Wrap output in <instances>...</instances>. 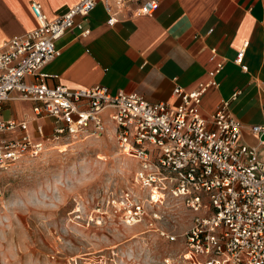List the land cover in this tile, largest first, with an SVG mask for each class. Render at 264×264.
Listing matches in <instances>:
<instances>
[{
  "label": "built area",
  "instance_id": "obj_1",
  "mask_svg": "<svg viewBox=\"0 0 264 264\" xmlns=\"http://www.w3.org/2000/svg\"><path fill=\"white\" fill-rule=\"evenodd\" d=\"M96 1L77 0L51 21L39 3L30 2L37 27L10 37L0 47V110L15 91L17 99L34 103L32 113L37 119L50 117L53 121L48 136L37 125L36 138H32L25 120L0 118V169L24 156L38 157L48 141L89 137L104 132L105 123H110L117 148L136 164L132 181L139 193L121 191L106 201L105 210L97 206L100 221L116 218L129 227L147 215L161 220L158 210L164 202L168 198L178 200L191 215L181 235V263L264 264V150L239 141L241 125L227 111L229 100L240 94L238 90L205 117L199 111L200 98L208 88L217 86L214 77L191 91L175 88L173 104L150 103L137 93L110 91L98 84L70 90L44 81L47 75L41 72L42 67L60 54L55 41L72 26L81 29L82 36L87 35L81 22ZM126 1L113 2L123 8ZM102 4L108 11V0ZM156 8L157 1L141 0L132 16H150ZM74 17L79 21L74 22ZM115 20L111 16L107 23ZM242 53H237L236 64L241 65ZM222 67L218 62L212 76ZM261 93L264 95V86ZM105 110L107 122L102 114ZM259 110L261 121L250 125L249 131L264 147L260 140L264 103ZM154 231L168 242L177 239L164 229ZM174 263L172 256L163 260V264Z\"/></svg>",
  "mask_w": 264,
  "mask_h": 264
},
{
  "label": "crops",
  "instance_id": "obj_2",
  "mask_svg": "<svg viewBox=\"0 0 264 264\" xmlns=\"http://www.w3.org/2000/svg\"><path fill=\"white\" fill-rule=\"evenodd\" d=\"M113 1L108 0V11L102 0L96 1L81 22L87 35L72 26L55 41L60 54L41 69L47 85L59 83L74 90L98 84L110 91L137 93L150 103L173 104L175 88L191 91L214 77L217 86L200 98L201 114L210 116L220 101L238 90L227 111L241 125L239 141L264 150L249 131L250 125L260 123L264 103V0H155L157 10L150 16H132L141 0H128L123 8ZM30 2L39 3L51 21L77 0H0V47L37 27ZM111 16L116 20L109 24ZM240 50L241 65L235 63ZM218 62L223 67L212 76ZM33 105L12 91L2 103L0 118L25 120L32 138L35 126L41 125L48 136L50 117L37 119ZM107 111L102 113L104 122Z\"/></svg>",
  "mask_w": 264,
  "mask_h": 264
},
{
  "label": "rangeland",
  "instance_id": "obj_3",
  "mask_svg": "<svg viewBox=\"0 0 264 264\" xmlns=\"http://www.w3.org/2000/svg\"><path fill=\"white\" fill-rule=\"evenodd\" d=\"M105 124L104 132L48 141L38 157L0 169V264H163L167 256L187 264L179 256L191 215L181 201L168 198L158 210L161 220L147 215L135 226L97 217V206L105 210L111 197L137 190L136 164Z\"/></svg>",
  "mask_w": 264,
  "mask_h": 264
},
{
  "label": "water",
  "instance_id": "obj_4",
  "mask_svg": "<svg viewBox=\"0 0 264 264\" xmlns=\"http://www.w3.org/2000/svg\"><path fill=\"white\" fill-rule=\"evenodd\" d=\"M260 140L264 141V134L260 137Z\"/></svg>",
  "mask_w": 264,
  "mask_h": 264
},
{
  "label": "bare ground",
  "instance_id": "obj_5",
  "mask_svg": "<svg viewBox=\"0 0 264 264\" xmlns=\"http://www.w3.org/2000/svg\"><path fill=\"white\" fill-rule=\"evenodd\" d=\"M121 154H123V153H121ZM124 155V154H123ZM126 156V155H125ZM134 238V237H133Z\"/></svg>",
  "mask_w": 264,
  "mask_h": 264
},
{
  "label": "snow or ice",
  "instance_id": "obj_6",
  "mask_svg": "<svg viewBox=\"0 0 264 264\" xmlns=\"http://www.w3.org/2000/svg\"><path fill=\"white\" fill-rule=\"evenodd\" d=\"M154 199H156V197H153Z\"/></svg>",
  "mask_w": 264,
  "mask_h": 264
}]
</instances>
